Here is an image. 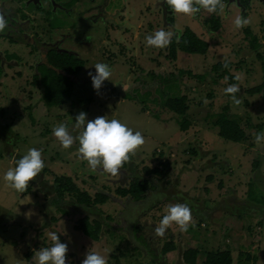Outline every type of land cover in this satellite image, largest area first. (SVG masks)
<instances>
[{
	"label": "rangeland",
	"instance_id": "rangeland-1",
	"mask_svg": "<svg viewBox=\"0 0 264 264\" xmlns=\"http://www.w3.org/2000/svg\"><path fill=\"white\" fill-rule=\"evenodd\" d=\"M254 3V12L243 17L250 24L243 28L234 24L241 14L236 8L227 14L224 8L217 9L211 12L215 14L212 18L201 15L200 10L197 16L202 19L198 21L184 14L174 21L179 25L175 30L161 22L159 28L173 33L172 41L154 49L146 41L148 49L136 45L134 56L130 52L132 36L129 33L128 37L126 28L124 42L113 53L108 48L99 55L100 63L115 65L111 81H104L99 94L88 76L89 71L95 72L94 61L85 62L76 74L87 82L79 83V89L72 88L67 103L51 108L43 105L41 96L49 97L48 82L42 75H53L52 70L44 72L40 67L43 74L34 75L40 79L32 82H26L24 74L13 75L12 68L5 74L0 72V264H33L34 252L51 245L50 232H56L61 242L68 244L66 264H81L88 251L98 252L109 263L117 259L119 264H156L145 248L157 254L169 239L173 251L159 257L165 264H183L181 252L187 247L197 248L195 264H202L209 250L229 252L230 264H264V141L255 142V135L264 133V10ZM146 17L152 21L150 12ZM51 18L47 28L64 27H59L56 16ZM187 26L207 42L202 54H189L177 47ZM103 28L100 23L91 24L87 34L100 36ZM250 35L255 39L253 51L249 48ZM125 42L131 45L128 51ZM170 49L175 50L171 59ZM67 58L76 64L80 57ZM216 62L223 65L221 78L212 69ZM226 72L235 74L234 83L226 82ZM261 83L262 88L255 92L240 89L235 94L241 101L238 105L225 93L232 84L246 90ZM121 84L127 85L126 91ZM61 93L60 97L65 96ZM172 93L187 97L186 113L191 123L186 130H179L173 113L160 107L163 98ZM81 111L89 120L98 116L118 119L142 133L144 144L130 155L120 175L113 177L100 169L92 172L80 159L78 141L63 149L53 135V128L63 123L77 136L80 130L74 128L75 116ZM218 113L239 123L243 140L233 142L217 135L211 120ZM39 131L44 132V141ZM30 148L41 150L45 167L29 182L26 192L19 193L6 184L3 176ZM56 176L69 177L70 184L91 198L104 193L107 199L85 206L67 192L59 198L54 194ZM134 177L149 178L153 187L138 200L118 195L115 188H127ZM175 203L189 205L193 223L187 231L173 223L163 237L155 235L167 207ZM84 215L102 223L96 241L73 229L76 219ZM136 225L140 226L138 231L133 229ZM135 236L144 238L143 247Z\"/></svg>",
	"mask_w": 264,
	"mask_h": 264
},
{
	"label": "flooded vegetation",
	"instance_id": "flooded-vegetation-1",
	"mask_svg": "<svg viewBox=\"0 0 264 264\" xmlns=\"http://www.w3.org/2000/svg\"><path fill=\"white\" fill-rule=\"evenodd\" d=\"M26 2L28 5L25 4ZM160 2H163V0H147L141 4L139 9L137 7L136 11L128 0H119L115 5L120 7V9L116 8V10L120 14L121 26L115 27L108 24V26H104L100 36H95L87 34L92 30L90 20H93V17L90 20L87 19L90 14L86 11L89 6L88 0H70L60 6L55 4L53 8L49 4L42 6L38 1L36 2L38 5L32 6L28 0H0V14H3L7 21V27L3 32H0V72L5 74L7 68H12L13 75L16 73L18 75H26V82H32L36 80L37 76L41 75L40 67H44V72L52 70L55 73L68 75V73L63 71L60 64H63L62 61L64 59H68L67 56L74 55L79 57L80 53L74 48L80 46L79 50H93L95 49L94 47H98V50H101L102 53L110 48L109 52L113 53L111 51L115 49H112V47L124 42V31L126 28H129L130 31L128 32V37L130 33L132 36L131 40L144 50L147 41L146 37L160 30L161 22L173 27L175 30V16L179 17L182 15L181 13H174L164 3L163 6L159 5ZM254 2H257L264 10V1L222 0L225 14H227L229 9L236 8L238 14L241 13L239 16L242 17L246 16L248 10L256 8V3ZM150 6H152L151 10ZM108 10L110 12L112 9ZM148 12H150L152 21L146 17ZM134 15L138 16L143 24L137 25L133 23L130 17ZM214 15V13L208 14L211 18ZM54 16H56V21L61 23L59 27H64L59 29L47 28L46 25L49 18L52 17L50 20L52 21V19H55ZM110 16L104 15L105 18H111ZM193 17L196 21L202 19L197 16V13L192 16V20ZM86 24L90 25L87 26ZM84 26L85 28L82 30L81 27ZM141 26L144 27V30L140 29ZM189 26L187 27L191 30ZM85 31L86 34L84 35ZM80 32L81 34H79ZM148 33L150 34L147 35ZM76 36L79 38L76 39ZM101 40H107V43H102ZM146 47L148 49V46ZM152 48L154 49L153 46H150V49ZM132 49L133 47H131ZM128 50L127 44L126 51ZM57 55L58 57H56ZM34 75L37 76L34 78ZM70 76L68 75V78H71L70 82L71 84L73 83L72 85L75 83L84 85L86 82V79L81 81L77 77ZM42 78L44 79V75H42ZM39 79L37 78L36 81H39ZM72 79L75 81H72ZM27 95L30 96V87L27 89ZM41 97L42 99L44 98L43 95ZM42 103H44V99Z\"/></svg>",
	"mask_w": 264,
	"mask_h": 264
},
{
	"label": "clouds",
	"instance_id": "clouds-1",
	"mask_svg": "<svg viewBox=\"0 0 264 264\" xmlns=\"http://www.w3.org/2000/svg\"><path fill=\"white\" fill-rule=\"evenodd\" d=\"M174 13H182L192 16L201 8L208 12H216L219 7L223 11L222 0H163ZM234 24L236 28H243L250 24V20L237 16ZM7 27V21L3 14H0V32ZM173 33L163 29L155 31L146 37L149 46L165 47L171 42ZM95 72H88L91 78L92 87L99 94L104 81H111V69L106 63H96ZM122 85V84H121ZM126 91L127 85H122ZM240 91L237 84L229 85L225 89L234 104L241 101L237 99L236 93ZM74 128L79 131L73 136L66 124H59L53 128V135L59 141L63 149H69L78 141V153L80 159L86 161L90 170L96 172L98 169L113 177L120 175V169L135 155L136 150L144 144V137L141 132L133 131L126 124L118 119H107L105 116H98L95 119H87V114L81 111L75 116ZM264 141V133L255 135V142L260 144ZM45 167L42 159V152L37 148H30L20 159L15 161V167L9 168L3 176L6 184L19 193L26 192L29 182L33 181ZM175 223L181 231H187L193 223L192 212L188 204H170L166 209L159 225L155 228L154 234L163 237L166 230ZM49 247L40 248L34 252L33 264H66L68 244L63 243L56 232H50ZM81 264H107L104 256L95 251L85 253Z\"/></svg>",
	"mask_w": 264,
	"mask_h": 264
},
{
	"label": "trees",
	"instance_id": "trees-1",
	"mask_svg": "<svg viewBox=\"0 0 264 264\" xmlns=\"http://www.w3.org/2000/svg\"><path fill=\"white\" fill-rule=\"evenodd\" d=\"M214 29L216 28L213 27ZM188 31V32H187ZM249 33L248 30L245 29V32ZM184 35H186L184 37ZM184 37V38H183ZM251 45L250 49L253 51L254 45H255V39L253 35H250ZM176 43L177 47L186 53L193 54H202L207 47V42L204 40L199 39L197 35H195L190 29H185V31L180 35V40ZM253 47V48H252ZM175 50H168V57L174 58ZM63 64H60L63 68V71L68 73L69 75H75L77 73L76 70L79 69V66H81V62L78 60L76 64H72L68 59H64L62 61ZM59 65V64H58ZM59 65V66H60ZM222 64L219 62H216L212 65V69L215 72V75L219 78L223 77L224 72H220V69H222ZM183 71V70H181ZM179 71L178 74H182V72ZM48 72V71H47ZM186 74L190 75V71L186 70ZM48 74V73H47ZM44 74L46 80H47V86L49 90V97L43 98L44 103L43 105L47 107H51L56 105L57 103H64L68 102V99H70V95L72 92V84L69 81V78L67 75L59 74V73H53L52 74ZM56 74V75H55ZM47 75V76H46ZM59 75V76H57ZM226 76V82L227 83H234L236 81L235 74L229 72L225 74ZM67 79H66V78ZM197 77L202 78V75H197ZM175 81H177L175 79ZM215 81V80H214ZM214 83V82H213ZM262 88V83L258 84L256 86H252L251 88L246 89L245 91L249 92H255ZM170 91V89H168ZM63 92V93H61ZM65 94V96L60 97L59 94ZM173 95H166L163 100L160 107L162 109H167L173 115L176 117L174 119L175 123L178 125L179 130H186L188 125L191 123L190 119L187 118L186 109L188 107V100L185 94H174ZM210 95V94H208ZM58 96L60 98H58ZM73 103H69V105H72ZM71 107V106H70ZM211 123L217 127V135L221 137L222 139L237 142L244 139V130L239 126V123L234 120L228 118V116L224 113H218L214 120H211ZM15 134V133H14ZM17 136V135H16ZM193 153V151L191 150ZM157 167L153 169V171H157ZM208 178H211L208 177ZM134 180V181H133ZM132 182L128 184L127 188L117 187L115 188V191L118 195L124 196L129 195L134 200H138L140 196H142L147 189L150 187H153V184L149 181V178L145 177H134ZM54 182L56 183V189L54 190V194L58 196L59 198L62 197L64 192H67L71 194L73 197H75V202L78 204H82L85 206L94 205L95 203H104L107 199V195L104 193H95L94 196L91 198L85 191H78L73 184H70V178L66 176H56L54 178ZM173 198L170 196L169 199ZM108 217V216H107ZM101 222L97 219H91L88 220L87 216H82L78 219H76L75 223L73 224V229L80 230L83 234L88 236L92 240L98 239V234L101 227ZM133 229L135 231H138L140 229L139 225L133 226ZM134 231V232H135ZM135 239L140 242V245L143 247L145 244V240L141 236H135ZM150 255V259L153 262H157L156 264H165L163 260L159 259L160 255L166 254L167 252H171L174 249L173 242L169 239L166 242H164L159 250V252L156 254L153 252L152 249L145 248ZM197 254V248L196 247H187L181 252V260L185 264H195ZM158 256V257H157ZM231 263V257L229 252L227 251H208L205 254V257L203 259L202 264H230ZM107 264H119L117 259L113 263L107 262Z\"/></svg>",
	"mask_w": 264,
	"mask_h": 264
},
{
	"label": "water",
	"instance_id": "water-1",
	"mask_svg": "<svg viewBox=\"0 0 264 264\" xmlns=\"http://www.w3.org/2000/svg\"><path fill=\"white\" fill-rule=\"evenodd\" d=\"M28 1H30V5L32 6H35L37 4L36 2L38 1L39 4L42 6H44V4H49L53 8L55 4L60 6L63 3H68L70 0H28ZM118 1L119 0H88L89 6L86 9V11L89 12L90 14L88 15L87 19L90 20V18L93 17V20H90V24H92V26H96V24L100 23L105 27L108 26V24H111L112 26L120 27L121 20H119L118 18L120 14L117 12L115 5L116 3H118ZM259 1H264V0H259ZM25 4L28 5L27 2ZM159 5L163 6V2H160ZM108 9H112V10H110L109 12ZM104 15H111L110 16L111 18H105ZM81 28L83 30L85 26ZM77 38L79 37L76 36V39Z\"/></svg>",
	"mask_w": 264,
	"mask_h": 264
},
{
	"label": "crops",
	"instance_id": "crops-1",
	"mask_svg": "<svg viewBox=\"0 0 264 264\" xmlns=\"http://www.w3.org/2000/svg\"><path fill=\"white\" fill-rule=\"evenodd\" d=\"M129 1V3H130V5L131 6H133L135 9H136V11H137V7H138V9H139V7L141 6L140 4H143L144 2H146L147 0H145V1H143L142 2V0H128ZM142 2V3H141ZM237 12V11H236ZM252 12H254V10H248L247 12H246V17H247V14H250V13H252ZM201 15H203V14H206V15H208L210 12H208L206 9H202L201 10ZM235 13V12H234ZM137 15V14H136ZM136 15H134V16H131L130 17V19H131V21L133 22V23H136L137 25H139V24H143V22H141V20L138 18V16H136ZM184 16V14H182L181 15V17H183ZM201 18V17H200ZM179 18L177 17V15L175 16V21L177 22V20H178ZM206 21V20H205ZM175 22V23H176ZM178 23H176V24H174L175 25V29L179 26V25H177ZM101 42L102 43H107V40H101ZM131 42H133L132 40H131ZM134 43V44H133ZM132 43V46L130 45V44H128V47H133V49L131 50L130 49V52L132 53V55L134 56V55H136L137 54V49H136V44H135V42H133ZM207 47H208V44H207ZM95 49H93V50H79L78 48H74V49H76L80 54H79V61L81 62V66L83 65V63H85V62H87V64L88 63H92V61H94L92 64L94 65V64H96V63H100L101 62V57H99V55H101V50H98V47H94ZM116 47H112V49H115ZM119 58H121V57H119ZM118 58V59H119ZM84 61V62H83ZM87 64H86V66H87ZM85 66V67H86ZM110 67V69H111V72L113 71L114 72V67H115V65H113V66H109ZM232 73V72H231ZM69 75V74H68ZM73 76H77V78L79 79V77H78V75L76 74V75H73ZM70 77H72V76H70ZM87 82V81H86ZM85 82V83H86ZM73 84V83H72ZM76 84V86H74ZM74 85H72V88H74V87H76L77 89H79V84L78 83H75ZM240 89H242V91H245V88H240ZM52 107V106H51ZM50 107V108H51ZM240 126V125H239ZM241 127V126H240ZM242 128V127H241ZM243 129V128H242ZM38 134H39V136H42L43 138H41V141L43 140L44 141V132L43 131H39V132H37ZM40 139V138H39ZM215 222H213V224H214ZM259 223V222H258ZM260 225V228L262 227V224L260 223L259 224ZM260 228H258L259 230H261ZM264 233V232H263ZM217 249V248H216ZM206 251H208V250H206ZM209 251H214V250H209ZM198 255V254H197ZM197 255H196V257H197ZM195 261H196V259H195ZM184 264V263H183Z\"/></svg>",
	"mask_w": 264,
	"mask_h": 264
}]
</instances>
